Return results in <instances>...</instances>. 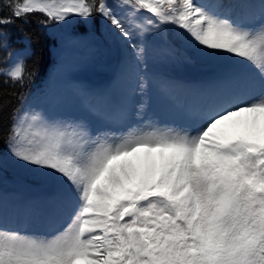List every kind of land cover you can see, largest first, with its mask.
Returning a JSON list of instances; mask_svg holds the SVG:
<instances>
[{
  "label": "snow or ice",
  "instance_id": "6c2138e0",
  "mask_svg": "<svg viewBox=\"0 0 264 264\" xmlns=\"http://www.w3.org/2000/svg\"><path fill=\"white\" fill-rule=\"evenodd\" d=\"M33 14L49 35L70 30L60 47L78 37L76 28L105 23L125 63L134 61L137 86L118 98L97 93L88 110L114 124L141 123L94 132L87 118L14 109L0 171L9 161L27 167L52 194L17 206L0 195V264H264V0H0V51L9 48L8 28ZM168 25L205 57L228 54L248 67L219 68L182 98L165 81L168 116L179 124L147 117L139 74L150 41ZM178 52L166 43L159 58ZM13 54L0 58V77L23 88L36 74L25 62L31 40L8 64ZM60 220L51 236L24 227Z\"/></svg>",
  "mask_w": 264,
  "mask_h": 264
},
{
  "label": "trees",
  "instance_id": "16d2710c",
  "mask_svg": "<svg viewBox=\"0 0 264 264\" xmlns=\"http://www.w3.org/2000/svg\"><path fill=\"white\" fill-rule=\"evenodd\" d=\"M3 14H7V10ZM38 18H41V14H33L29 19V22L25 23L23 20H16L15 24L8 28L10 33V43L9 48L6 51H0V58L7 56V52H13V56L8 59V64H12L16 60L15 50L23 49L25 47V38L31 40V54L25 56V62L28 70L35 71V76L32 80L27 81L23 88L13 87L11 83L4 84L2 81L4 77H0V101H6L7 109L4 114L3 122V134H0V153L6 152L5 138L7 134L8 127L12 123V113L16 108H20L22 101L19 100L16 96V93H22L24 100L29 97V100L32 101L29 108H34L36 110H42L50 116V111L46 107L45 98L38 97L39 87H43L46 84L50 58L56 56L58 52H61L65 46L69 43L66 41L63 47L58 45L59 37L61 34L54 33L49 35L47 29L42 27L38 22ZM101 21L97 18L96 23L92 26L86 25L81 26L82 30L85 28L96 27ZM103 22V21H102ZM172 26V25H171ZM174 27V26H173ZM91 29H88L85 34V38L92 36ZM105 37H108L106 42L112 40L109 33ZM81 41L76 42V49H81L84 45H81ZM88 46H85L83 52L88 50ZM192 55L196 56L198 59H203L205 64H214V65H223L229 59V55L225 54L222 57H205L198 50L191 49ZM86 53L81 54L80 56H85ZM190 60V59H188ZM36 95V102L33 98ZM0 174L8 175L9 179L0 178V187L13 189L16 191H24L29 194H34L41 196L43 192L49 191L52 193L51 187L45 182L37 179L36 174L29 170L27 167H20L16 164H13L9 161L6 167L0 171Z\"/></svg>",
  "mask_w": 264,
  "mask_h": 264
},
{
  "label": "rangeland",
  "instance_id": "374dc122",
  "mask_svg": "<svg viewBox=\"0 0 264 264\" xmlns=\"http://www.w3.org/2000/svg\"><path fill=\"white\" fill-rule=\"evenodd\" d=\"M122 46L120 44H116L114 46V58L116 59L117 63H120L123 61V56H122ZM245 68L248 71V68ZM143 73V69H141V67L139 68V74L141 75ZM138 75V69H135L134 66L132 67V69L126 68V69H122L120 72V76L118 79H120V83L117 86V95L113 96L114 98H118L120 96L123 95H130V91H129V87H131L132 85H135V83L137 82V78H134L135 76ZM165 81H169V82H177L175 80H173L172 78L167 79V78H159L158 76H153V77H149L146 79V83H147V88L145 89L149 94L153 95L154 97L157 98L158 102L152 106V115H148L147 117H156L159 118L160 122L162 124H179L181 123V121H176V120H172L169 118L168 116V108H167V103L164 100L163 96H162V83H164ZM88 84H96L95 79L89 77L88 79ZM180 86V85H179ZM91 88H97V86H93L90 88H85L82 87L80 85L75 87V94L76 97L73 98L72 102H73V106L70 107H65V113L63 116L64 118H75V119H80V118H87L88 121L91 124V127L93 129V131H97V130H107L110 132H114L119 134L121 131L126 130V128L129 125H136L141 123L136 122L133 124V121L130 120L127 122V124H114V123H110L106 120L101 119L99 121V118L96 116H93L89 110L84 107L87 106L90 102V100L88 99V95H90L91 93H93V90L88 91V89ZM259 89L257 88L256 91H258ZM188 91L187 87H180V90L178 89V87L176 86L175 88H172L169 90L170 95H177V98H182L184 96V94ZM87 93L88 95H84V93ZM136 101L140 100V96L138 97V99L135 97ZM82 101V105L81 104ZM77 105H80V111L77 110ZM9 205L10 206H17V205H25L27 203H13L12 201L8 200ZM64 224V220H60L57 221L55 223H47V222H32V223H28L27 225V230L31 231V232H36L38 234L41 235H46L45 234V230L48 231L47 228H49V231L47 232L51 233L48 234L47 236H51V234L59 231ZM59 229L57 231H53L54 228H58Z\"/></svg>",
  "mask_w": 264,
  "mask_h": 264
}]
</instances>
